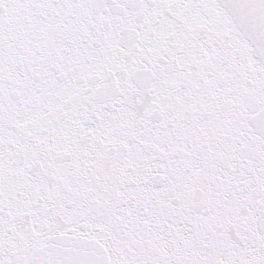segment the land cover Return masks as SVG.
<instances>
[{
    "label": "snow or ice",
    "instance_id": "snow-or-ice-1",
    "mask_svg": "<svg viewBox=\"0 0 264 264\" xmlns=\"http://www.w3.org/2000/svg\"><path fill=\"white\" fill-rule=\"evenodd\" d=\"M0 264H264V0H0Z\"/></svg>",
    "mask_w": 264,
    "mask_h": 264
}]
</instances>
